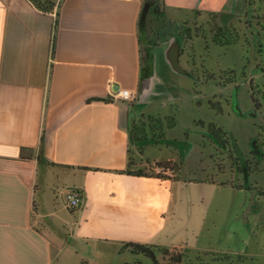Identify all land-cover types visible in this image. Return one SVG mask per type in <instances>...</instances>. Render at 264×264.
Listing matches in <instances>:
<instances>
[{
    "label": "crops",
    "instance_id": "crops-1",
    "mask_svg": "<svg viewBox=\"0 0 264 264\" xmlns=\"http://www.w3.org/2000/svg\"><path fill=\"white\" fill-rule=\"evenodd\" d=\"M57 3V14H44L28 0H0V264H146L126 243L186 250L168 243L177 234L168 220L174 179L120 173L137 142L130 128L152 117L164 131L173 119L167 104L181 98L185 81L169 60L176 44L143 48L144 0ZM243 4L164 0V14L210 17L226 28ZM118 88L132 101L113 100ZM257 88L264 122V84ZM72 190L82 200L70 210Z\"/></svg>",
    "mask_w": 264,
    "mask_h": 264
},
{
    "label": "rangeland",
    "instance_id": "rangeland-1",
    "mask_svg": "<svg viewBox=\"0 0 264 264\" xmlns=\"http://www.w3.org/2000/svg\"><path fill=\"white\" fill-rule=\"evenodd\" d=\"M249 3L243 4L236 24L226 27L229 40L243 42V53L240 44L211 43L216 25L210 17L192 14L177 22L162 12L141 19L144 49L148 42L171 40L186 59L181 60L182 96L167 104L174 127H164V137L156 142L147 132L146 141L135 143L130 161L135 173L174 179L168 220L177 234L168 243L186 250H166L183 254L182 264H264V122L250 90L252 79L257 102V86L264 84V53H258L264 0ZM206 73L214 79L206 81ZM229 79L234 84H227ZM210 103L221 112L215 113ZM142 152L143 159L175 160L172 172L146 163ZM161 250L153 251L157 262L167 264Z\"/></svg>",
    "mask_w": 264,
    "mask_h": 264
},
{
    "label": "trees",
    "instance_id": "trees-1",
    "mask_svg": "<svg viewBox=\"0 0 264 264\" xmlns=\"http://www.w3.org/2000/svg\"><path fill=\"white\" fill-rule=\"evenodd\" d=\"M32 7L44 14H57V11L59 9V3H56L52 0H28ZM251 0H245L246 5H251L249 2ZM162 16L163 13L160 11L158 0H144L143 3V10H142V16ZM228 35H230V31H228L226 28H219L214 26L210 30V41L211 43L215 45H219L220 47H226L231 46L236 43V38L229 40ZM197 38V35L195 36ZM192 75V73H191ZM197 78V77H196ZM206 81H211L214 79V76L211 74L206 73ZM234 82L229 79L227 83ZM254 108L257 110L258 104L255 101L253 94L251 95ZM111 99L107 100L110 101ZM210 107L215 110V107L212 103H210ZM216 112L220 113V109H216ZM147 122V132L151 134V137L155 140L162 139L164 137V131L162 130V124L161 120L159 119H153L152 117L145 118ZM146 122L143 120H140L136 125L132 126L130 128V135L133 140L139 142L145 140L146 134H145V126ZM173 119L166 120L165 127L167 129H171L173 127ZM212 128L214 126H211ZM25 150H22L24 152ZM130 163H128V168L125 171H121L120 173H125L130 176H149V174L141 173V172H130L128 169L130 168ZM155 167L162 169V170H169L172 171V164L171 162H156ZM156 177L161 178L159 174L156 175ZM124 247L128 249L132 254L135 255H141L146 259H149L152 264H158L156 255L153 252L155 248L142 245V244H136V243H126L124 244ZM162 256L166 259H168L167 264H182L184 255L183 254H176L175 256L169 255V251L166 249H163L160 251Z\"/></svg>",
    "mask_w": 264,
    "mask_h": 264
},
{
    "label": "built area",
    "instance_id": "built-area-1",
    "mask_svg": "<svg viewBox=\"0 0 264 264\" xmlns=\"http://www.w3.org/2000/svg\"><path fill=\"white\" fill-rule=\"evenodd\" d=\"M112 99H123L126 101H132V97L128 91L118 88L116 93L113 94ZM82 200V194L79 191L72 190L66 193L65 202L68 209L73 210L80 206Z\"/></svg>",
    "mask_w": 264,
    "mask_h": 264
},
{
    "label": "water",
    "instance_id": "water-1",
    "mask_svg": "<svg viewBox=\"0 0 264 264\" xmlns=\"http://www.w3.org/2000/svg\"><path fill=\"white\" fill-rule=\"evenodd\" d=\"M158 5H159V8H160V11L164 12V0H158ZM169 60H170V64H171L172 68L176 72H179V73H184L185 72L184 69L182 68V66L179 63V51H178V46L177 45H174L172 47V49L170 51V54H169ZM253 196L254 195H252V198H254ZM252 205H253V202L250 204L248 212L250 211Z\"/></svg>",
    "mask_w": 264,
    "mask_h": 264
}]
</instances>
